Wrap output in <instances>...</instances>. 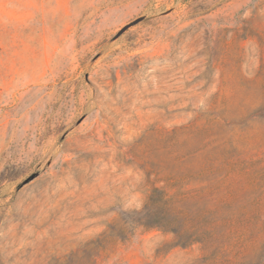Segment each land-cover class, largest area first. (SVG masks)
<instances>
[{
    "label": "rangeland",
    "instance_id": "obj_1",
    "mask_svg": "<svg viewBox=\"0 0 264 264\" xmlns=\"http://www.w3.org/2000/svg\"><path fill=\"white\" fill-rule=\"evenodd\" d=\"M0 264H264V0H0Z\"/></svg>",
    "mask_w": 264,
    "mask_h": 264
},
{
    "label": "trees",
    "instance_id": "obj_2",
    "mask_svg": "<svg viewBox=\"0 0 264 264\" xmlns=\"http://www.w3.org/2000/svg\"><path fill=\"white\" fill-rule=\"evenodd\" d=\"M167 214V212H166ZM167 223V222H166ZM170 224H165L163 221H157V222H151V223H145L143 226H145L146 229H151V228H166L169 227ZM173 229V228H170Z\"/></svg>",
    "mask_w": 264,
    "mask_h": 264
}]
</instances>
